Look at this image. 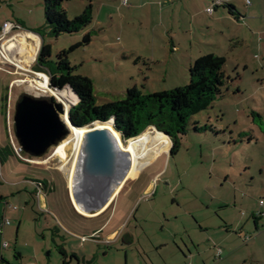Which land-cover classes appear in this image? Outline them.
Listing matches in <instances>:
<instances>
[{"label": "rangeland", "instance_id": "374dc122", "mask_svg": "<svg viewBox=\"0 0 264 264\" xmlns=\"http://www.w3.org/2000/svg\"><path fill=\"white\" fill-rule=\"evenodd\" d=\"M247 1L258 5L259 11L254 12L257 23L245 20L244 26L237 27L221 22L225 36L210 34L206 26L199 27L202 32L197 37L204 34L211 46L201 48L197 42L196 48L226 60L223 73L227 81L221 96L190 118L177 153L169 156L170 143L135 178L126 181L111 209L99 218L75 215L58 181L56 191L47 193L41 188L45 205H39L33 181L53 182L54 172H59L68 190L65 174L73 151H67L64 169L54 151L69 136L40 158L23 153L21 157L29 164L5 151L10 144L15 148L18 145L13 117L22 96L58 101L50 94H40L28 82L41 73L49 84L45 71L34 70L41 38L34 34L33 41L25 40L23 49L31 46L35 50L32 59L18 53L21 38L13 42L15 48L8 55L15 66L0 63V100L6 98V108L0 111V222H9L0 236L4 264H63L59 248L65 251L67 261L75 255L76 259L68 264H177L180 260L179 264H192L187 258L196 249L195 244L201 250L206 246V257L211 256V263L216 264L214 250L235 252V257L248 250L237 237L238 230L243 241H249L248 246L253 243L250 252L254 264H264V207H258V202L264 201V0ZM100 3L93 2L92 23L85 30L45 38L51 47L50 59L56 61L58 53L69 50L90 33L89 45L71 52L68 60L75 67L73 74L92 81L98 105L121 101L133 87L152 94L188 85L189 52L177 51L174 54L178 56L168 59V39L159 30L154 37L148 26L157 20L156 16L145 18L147 26L143 27L139 18H128L122 32L117 12L111 20L102 15L98 21L105 29H100L101 25L96 24ZM118 3L113 0L112 6L116 8ZM86 5L85 1L73 0L63 8L72 21ZM236 5L244 16L245 4ZM203 17L199 18L200 24ZM5 23L20 25L23 32L42 27L43 0H0V35ZM15 32L19 31L13 29L10 34ZM165 70L168 73L164 77ZM195 127L207 130L195 132ZM148 131L157 132L147 128L143 133ZM258 211L263 215L257 219L258 230H254L252 216ZM240 224L242 228L238 229ZM224 226L231 233L232 244L221 246L214 238L206 240V234L220 240ZM112 231H117L119 237L107 240ZM2 243H6L5 249Z\"/></svg>", "mask_w": 264, "mask_h": 264}, {"label": "trees", "instance_id": "16d2710c", "mask_svg": "<svg viewBox=\"0 0 264 264\" xmlns=\"http://www.w3.org/2000/svg\"><path fill=\"white\" fill-rule=\"evenodd\" d=\"M70 1L73 0H43L45 24L31 31L42 40L34 70L45 71L48 74L50 88L71 91L75 104L69 109V119L75 127L84 128L95 123L111 122L122 142L134 139L147 128L152 127L169 138L171 142L169 156H174L179 149L181 137L186 134L190 118L208 109L215 99L221 96L222 88L227 81L223 73L225 58L214 54L198 57L189 67V83L183 87L152 94H145L133 87L126 91L124 99L121 101L98 105L92 81L87 77L73 74L75 67H72L68 60V55L71 52L89 45L91 42L90 33L83 35L82 41L73 45L69 50L58 53L56 61L50 59L51 47L45 41V38L55 39L61 35L76 34L85 30L92 23L93 2L102 0H82L87 5L83 13L72 21L67 18V13L63 8L64 4ZM226 7L233 10L229 5ZM5 108L6 98H3L0 100V111ZM194 130L195 132H204L207 128L195 127ZM5 151L16 156L11 144ZM17 159L19 158L17 157ZM54 173L56 180L53 182L33 181V183L40 185L42 190H46L47 193L58 190L57 187L61 184L62 191L66 193V201L73 209L74 214L83 219H92L81 216L74 210L61 174ZM56 181L59 182V185ZM1 200L2 198H0ZM58 251L64 258L63 264H68L71 259H76L73 254L67 261L65 251L62 248H59ZM4 263L5 260L0 257V264Z\"/></svg>", "mask_w": 264, "mask_h": 264}, {"label": "crops", "instance_id": "0c3cea01", "mask_svg": "<svg viewBox=\"0 0 264 264\" xmlns=\"http://www.w3.org/2000/svg\"><path fill=\"white\" fill-rule=\"evenodd\" d=\"M116 1L119 2L116 8L112 6L113 0L100 1L101 3L99 4L100 7L97 10L98 18L96 22V24L101 25L100 29H105V27H102L103 24L98 21L102 15L105 16V18L111 20V16L115 12H117L119 16L120 28L122 32L125 31V28L128 25V21H126V19L128 18H130V20L139 18V25L143 27L144 24L146 25L147 23L144 20L150 17L152 19L153 16H156L157 20L156 21L153 20V22H151L148 25L150 29L153 31V36L155 37L156 35H158L156 31L159 30L161 34L168 39L169 41L168 54H167L168 59L178 56L174 54L177 51L184 50L183 52L186 53L189 52L187 58L190 61V64L188 65L187 70L198 57L203 56L205 54L217 55L212 51L204 52L203 50L200 49L198 50L196 48L195 44L197 42L198 45L202 46L201 48L206 47L207 45L211 46L210 41L206 40V36H204V34L200 33L201 34L200 37L199 38L197 37L198 32H202L199 29V27L206 26V30L209 31L210 34L219 33L221 34V36H225L224 35L225 29H223L224 27L221 26V22H229L232 26H237V27L244 26L245 20H248L251 23H257L254 14L257 11H259L258 5L254 6L250 3L247 4L246 2L247 0H245V2L243 0H222L224 3L221 6L215 7L211 14H207L205 12V10L211 6V0H127L126 5H123L121 0H116ZM238 2L245 4V7L247 9V12H245L244 14L245 17L241 15L240 10L237 9L236 7L237 6L236 4ZM106 4H107V8H105ZM226 5L231 6L233 10H229L226 7ZM203 11L207 15V18L203 17V13H202ZM202 17L205 20L203 23L201 21L200 24L199 18L202 19ZM133 22L131 24L134 26ZM28 32L31 33V35L32 34L34 35L33 32L30 31ZM164 52H166V50ZM217 56L223 57L221 55H217ZM177 58H182V56ZM159 64H162V62H159ZM167 73L168 71L165 70L164 77L167 75ZM38 194H40V196L37 197L39 205L41 208H43L45 205L44 196L41 194V191ZM117 196L107 207L105 212H103L98 217L104 216L111 209ZM252 217L254 222L253 223L254 230H258L257 219L259 218L257 217L255 218L254 216ZM238 227H239L238 229L242 228L241 224ZM101 228L95 230L93 234L98 232ZM223 229L225 234H222L220 240L217 239L218 237L215 238V236L211 234L208 235L206 234L207 237L206 240L208 239L212 240V238H214L217 244L221 243L220 244L221 246H224L225 243L232 244V242L230 241L231 233H229L227 226H224ZM204 231H207L206 228H204ZM236 235L239 239H241L242 243L248 247L246 253L244 251L242 255L235 257L234 254L235 252L230 251L229 253H227L223 251L224 253H221L220 251V253L218 254L219 249L216 250V253L214 250V260L217 261L216 264H254L255 263L254 261L255 257L250 252V250H252L253 243L251 242L248 246L249 241L247 243L243 241L244 237L241 236L242 233L239 232V230ZM118 237L119 236L117 234V231H112L111 233L108 234L107 240H115ZM217 240H219L220 242H218ZM206 245H210V244L208 243ZM195 247L196 249H194V251L189 252L187 260H191L192 264H215V263H211L212 262L211 256L206 257L207 255L206 246L203 247L204 250H201L202 247H200L197 244H195ZM180 261L177 262V264H179Z\"/></svg>", "mask_w": 264, "mask_h": 264}, {"label": "water", "instance_id": "95a60500", "mask_svg": "<svg viewBox=\"0 0 264 264\" xmlns=\"http://www.w3.org/2000/svg\"><path fill=\"white\" fill-rule=\"evenodd\" d=\"M69 109L66 112L58 101L22 96L16 104L13 117L14 137L22 151L30 157L40 158L69 136L70 129H81L71 123ZM65 114L70 129L61 120ZM103 124L106 123H95L87 127L82 145L81 177L85 184V203L89 206H92L94 198L100 193H110L125 173L124 157L117 148L111 131L113 127L109 129ZM102 207L103 203L97 202L92 208L97 211Z\"/></svg>", "mask_w": 264, "mask_h": 264}, {"label": "bare ground", "instance_id": "6f19581e", "mask_svg": "<svg viewBox=\"0 0 264 264\" xmlns=\"http://www.w3.org/2000/svg\"><path fill=\"white\" fill-rule=\"evenodd\" d=\"M34 37L36 36L27 34L25 37H21V41L19 43L22 47L18 48V53L22 55L26 53L28 59H32V57L35 55V50L31 46L26 50L25 48L23 49L24 45L26 44L25 39L27 38L30 41H33L34 39H36ZM14 48L15 43L8 46L7 50L10 51ZM17 66L19 65L17 64ZM19 67L23 69L21 66ZM28 82L31 84L30 87L35 88V90L39 91L40 94H50L54 96L58 100V102L63 105L64 110L67 112L71 99H74L73 94L69 93L67 90H52L49 87L47 76L41 73H37L36 78L28 80ZM61 119L70 129V126L67 121V115H63ZM103 125L109 129L112 128L110 122ZM86 130L87 127L74 130L70 129L69 137L55 148L54 156H57L60 159V162L62 163V169H64L67 166L69 158L67 155V151H73L71 160L72 163L67 173L65 174L72 206L79 215L84 216L86 218H96L100 216L103 212H105V210L114 200V198L120 193L126 181L135 178L138 175L139 171L149 165L154 159H156L161 153V151L165 149L171 142L169 138L162 133L148 131L134 139L129 140L128 144L124 145L119 137V134L115 132L112 128L111 131L115 136L117 148L124 157L123 160L125 164V173L123 174L121 182L116 185L110 193H100L97 197L94 198V203L92 204V206H89L85 203V184L83 183L81 177L82 145ZM97 202L103 203V207L100 208V210L96 211L92 207H94Z\"/></svg>", "mask_w": 264, "mask_h": 264}, {"label": "built area", "instance_id": "2783aa9c", "mask_svg": "<svg viewBox=\"0 0 264 264\" xmlns=\"http://www.w3.org/2000/svg\"><path fill=\"white\" fill-rule=\"evenodd\" d=\"M122 4L123 5H126L127 4V0H121ZM224 2L222 0H211V6L209 8H207L205 10V12L207 14H211L214 10L215 7H218V6H221ZM247 4H249V2L247 1ZM18 30L19 32H15V33H12L10 34L11 30ZM27 34H30L29 32H26V31H20V26L19 25H11V24H8V23H5L3 25V28H2V34L0 35V63H6V64H11L13 66H15L14 62L9 58V55H8V52H10L9 50H7L8 48V44L9 42L13 43V42H17L18 39H20L21 37H25ZM33 35V34H32ZM25 40H28L30 41L29 39H25ZM67 91L69 93H71V91L69 89H67ZM72 94V93H71ZM72 106L75 104V100L71 99V102ZM13 147V146H12ZM17 148L13 147L14 149V152L16 154V156L24 161V159L21 157V155L24 153L21 149V147L19 145L16 146ZM25 162V161H24ZM28 163V162H27ZM35 187L37 189V197L40 196V194H38L40 191H41V187L40 185L38 184H35ZM258 207L260 208H263L264 207V201L263 200H260L258 202ZM263 215L262 211H258L256 212L255 214V217H261ZM9 225V222L7 220H2L0 222V236H2L3 234V229L5 226H8ZM6 243H2L1 245V248L2 249H5L6 248ZM220 253V250H218V254Z\"/></svg>", "mask_w": 264, "mask_h": 264}]
</instances>
